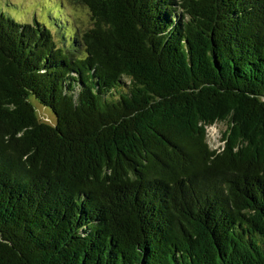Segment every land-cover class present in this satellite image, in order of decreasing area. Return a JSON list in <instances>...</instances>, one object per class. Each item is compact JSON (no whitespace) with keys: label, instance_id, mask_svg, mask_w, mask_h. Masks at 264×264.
<instances>
[{"label":"trees","instance_id":"1","mask_svg":"<svg viewBox=\"0 0 264 264\" xmlns=\"http://www.w3.org/2000/svg\"><path fill=\"white\" fill-rule=\"evenodd\" d=\"M76 1L0 2V264H264V0Z\"/></svg>","mask_w":264,"mask_h":264},{"label":"rangeland","instance_id":"2","mask_svg":"<svg viewBox=\"0 0 264 264\" xmlns=\"http://www.w3.org/2000/svg\"><path fill=\"white\" fill-rule=\"evenodd\" d=\"M0 2L2 4L9 3L6 8H3L4 11L10 13L21 22L32 21L36 17L39 21L49 25L52 22V13L58 15L57 12L61 9L64 15L63 18L70 20L69 24H79L82 28H87L91 25L89 12L76 0H0ZM8 6L12 10H9ZM54 7L61 8L56 12ZM52 8L53 12L50 16V10ZM33 102L37 107V113L41 119L55 123L56 116L50 108L38 104L35 100ZM226 128L227 125L223 122H218L208 127V140L213 148H221L224 145L222 136Z\"/></svg>","mask_w":264,"mask_h":264}]
</instances>
